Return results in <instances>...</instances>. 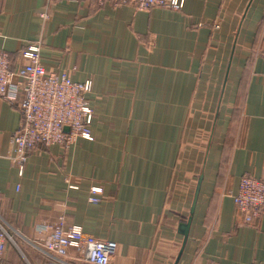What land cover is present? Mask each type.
<instances>
[{
    "label": "crops",
    "instance_id": "1",
    "mask_svg": "<svg viewBox=\"0 0 264 264\" xmlns=\"http://www.w3.org/2000/svg\"><path fill=\"white\" fill-rule=\"evenodd\" d=\"M38 39L47 70L92 80L93 139L39 144L20 175L21 110L0 97L1 264H94L40 248L61 215L115 241L110 264H264V216L246 222L234 202L242 175L264 177V0H0L12 69Z\"/></svg>",
    "mask_w": 264,
    "mask_h": 264
},
{
    "label": "built area",
    "instance_id": "2",
    "mask_svg": "<svg viewBox=\"0 0 264 264\" xmlns=\"http://www.w3.org/2000/svg\"><path fill=\"white\" fill-rule=\"evenodd\" d=\"M111 1L118 5L129 0ZM132 1L143 10L155 6L181 9L185 3V0ZM40 16L46 21L50 14L44 10ZM20 55L25 62L12 69L9 52L0 50V97L16 102L21 110L22 119L11 133L10 158L22 175L37 145H67L79 136L93 139L91 123L95 112L87 99L92 80L74 81L67 72L59 75L47 70L41 60V40L27 45ZM91 190L90 200L98 201L96 194L102 189ZM234 202L246 222L264 216V177L242 175ZM60 203L64 210V202ZM39 230L48 233L40 248L54 261L64 262L69 248L73 247L91 263L110 264L117 248L115 241L88 234L80 225L65 227L64 215L53 224L40 225ZM8 239L12 240V235L0 222V264Z\"/></svg>",
    "mask_w": 264,
    "mask_h": 264
},
{
    "label": "water",
    "instance_id": "3",
    "mask_svg": "<svg viewBox=\"0 0 264 264\" xmlns=\"http://www.w3.org/2000/svg\"><path fill=\"white\" fill-rule=\"evenodd\" d=\"M66 131H68V127L65 128ZM197 194H198V188L196 190V197H195V200H194V203L191 207V216L189 217L188 221L185 222V223H181L180 224V231L184 234L185 236V239H184V242L186 241L187 239V236H188V233H189V227H190V224H191V220H192V215H193V212H194V209H195V204H196V199H197Z\"/></svg>",
    "mask_w": 264,
    "mask_h": 264
},
{
    "label": "rangeland",
    "instance_id": "4",
    "mask_svg": "<svg viewBox=\"0 0 264 264\" xmlns=\"http://www.w3.org/2000/svg\"><path fill=\"white\" fill-rule=\"evenodd\" d=\"M0 222H2L1 220H0ZM3 224V223H2ZM4 225V224H3ZM5 226V225H4ZM5 228H6V226H5ZM7 229V228H6ZM8 230V229H7Z\"/></svg>",
    "mask_w": 264,
    "mask_h": 264
}]
</instances>
